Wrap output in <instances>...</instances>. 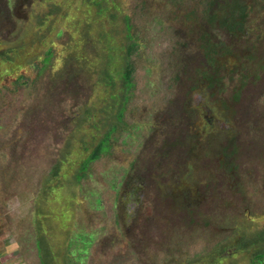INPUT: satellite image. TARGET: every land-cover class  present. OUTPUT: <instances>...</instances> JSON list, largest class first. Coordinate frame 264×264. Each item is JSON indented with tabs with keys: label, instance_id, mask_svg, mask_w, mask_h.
Returning a JSON list of instances; mask_svg holds the SVG:
<instances>
[{
	"label": "rangeland",
	"instance_id": "1",
	"mask_svg": "<svg viewBox=\"0 0 264 264\" xmlns=\"http://www.w3.org/2000/svg\"><path fill=\"white\" fill-rule=\"evenodd\" d=\"M17 1H0L8 9L2 38L18 35L12 34ZM179 1L119 2L115 36L124 39L122 16L135 12L133 31L146 38L142 54L134 57V97L122 123L115 120L118 129L111 135L108 152L80 181L76 176L82 161L108 132L117 110L101 113L102 107L115 104L110 88L77 77L51 89L48 79L53 75L44 71L40 77L35 70L30 73L35 83L17 87L5 68L9 64L0 60V207L6 209L16 196L22 202L5 210L11 219L3 214L0 223L22 263L40 264L39 228L53 250H72L71 258L78 264H189L195 257L198 264H251L255 248L261 249L262 242L240 248L242 235L226 227L221 217L226 211L233 223L244 218L242 227L249 234L264 229V6L250 14L245 37L231 39L223 30L212 31L217 41L235 45L236 53L229 55L233 64L221 58L229 68L218 75L224 78V88L216 94L223 106H216L211 101L218 89L204 84L191 89L195 84L188 72L206 64L196 44L195 27H187L190 35L183 29L182 15L195 2ZM38 3L39 11L41 7L59 11L45 24L53 28L47 43L36 49L43 54L54 42H62L55 29L64 30L61 15L77 0ZM110 13L99 17L108 26H112ZM177 13L181 19L175 23L171 17ZM172 48L190 63L188 74L178 82L172 80ZM242 65L249 68L246 75ZM96 93L104 100L98 105ZM87 108L91 116L77 121ZM190 136L192 144L187 142ZM202 139L211 144L200 148ZM235 149L238 152L231 158L239 166L231 171L222 164L229 159L225 152ZM50 185L55 187L46 192ZM43 192L49 194L42 201ZM181 192L195 206L191 215L178 208ZM214 214L211 221L205 220ZM69 230L67 242L64 234Z\"/></svg>",
	"mask_w": 264,
	"mask_h": 264
},
{
	"label": "trees",
	"instance_id": "2",
	"mask_svg": "<svg viewBox=\"0 0 264 264\" xmlns=\"http://www.w3.org/2000/svg\"><path fill=\"white\" fill-rule=\"evenodd\" d=\"M121 1L77 0L76 5L67 7L61 15L64 30L61 32L55 29V31H59L58 37L61 38L62 42L60 44L54 42L51 49L50 47L45 48L43 54L39 53V50L37 51L36 49L39 48L40 44L47 43V33L51 32L49 29L53 27L49 26L48 28L45 24L54 13H59L58 8L51 10L52 8L41 7L43 9L39 11L37 9L40 5L38 3L39 0L17 1L14 11L15 16H13L12 34L18 33V35L16 34L14 38H10L11 36L2 38L3 28L8 22V9L5 6H0V60L4 65L9 64L5 68L11 79H13L12 81L17 83V87L20 85L21 87H25L30 85V83H35V78H31L32 75L30 74L32 70H35L34 72L40 77L44 71H49L53 75L48 79V86L51 89L57 87L60 81L72 82L77 77H84L89 80L93 79V84L95 83L99 87H104V89L110 88V97L114 99L116 105L109 103L107 105L108 108L102 107L101 113H109V110L114 107L117 110L113 112V117L111 116L112 123L107 130L108 132L105 135L103 134L93 152L82 161L80 173L76 176L77 181L86 177L95 160L108 152L111 146V135L118 129L115 120L118 124L122 123L127 112V105L134 97L133 89L136 85V60L134 57L142 54L143 42L146 41V38L144 35L140 36L137 32L133 31L132 15L135 12L131 14L125 12L122 16L127 29L126 34L123 35L124 39L121 40L115 36L113 24L117 21L118 16H121L116 14V11L120 8L119 2ZM172 1L175 2L176 0ZM185 1L180 0L179 3L182 4ZM187 1L195 2V6L191 11L182 15V21H185L183 22V29L187 30L190 35L191 29H187V27H195V33L197 34L196 44L202 52L206 66L194 68L195 72L192 70L188 72L190 63L188 65L183 54L172 48L169 52V57L174 63L172 80L178 82L181 75L188 72L190 83L195 84L192 86V90L203 84L207 85L208 88H211L215 84L223 90L224 83H218L223 81L224 78H220L218 75L221 74L223 69L227 71L229 64H223L221 58H227L230 54L235 55V45L227 44L225 41H217L215 36H212V31L216 29L223 30L231 39L235 37L239 38V36L245 37L248 30L247 25L251 22V19H249L250 14L254 11L255 7L264 6V0ZM136 7L139 9L138 4ZM109 12H111V17L108 24H112V26H108L105 21H102L103 16L107 17ZM171 19L176 23V21H180L181 15L177 13ZM50 21L54 22L52 19ZM197 21H200V23H197ZM195 23L197 24L195 25ZM39 28L41 29L40 31ZM1 80L0 82H2ZM16 89L19 90L20 88ZM94 96L96 99L99 98L96 102V105H98L99 101L103 100V96L99 97L97 93ZM91 114L92 110L87 108L83 114L77 117V121L83 122ZM193 139L194 137L190 136L187 138V142L192 144ZM211 150L212 148H210ZM236 152H238L237 149L234 152H225V154L230 159L236 155ZM229 159L222 166L225 165L228 170L239 166L235 159H232L231 162ZM50 179L54 178H49L48 180ZM50 187L46 189L48 190L46 192H49L55 186L50 185ZM45 194L49 193L43 192L40 194L42 201L45 199ZM180 196L178 198V208L186 212L189 211L190 214L193 211L192 207L194 208L195 206L185 199L187 195L181 193ZM80 201L81 199L78 197L77 202ZM42 209L44 211L45 208ZM222 212L224 211L221 210L217 216ZM215 214L206 216L205 220L211 221L212 218H215ZM221 218H223L225 225H227L226 227L230 225L232 228L238 229L236 231H239L240 233L238 234L242 235L241 243H238V245L241 244L240 248H253L257 246L256 243L261 244L262 242L261 249L257 250L255 248L251 264H264V229L256 235L249 234L242 227L244 226L242 225L244 218L241 219V222L233 223V217H227L226 211ZM69 232L70 230L65 232V234L63 233L67 238H65L67 242L69 241ZM37 235L38 256L42 264H57L56 261L59 260L63 261V264H78L71 258L72 250L68 253L62 249H58V251L53 250L52 244L46 239L47 234L44 233L42 228H39V234L37 233ZM60 255L61 257L58 258ZM195 258V260H190L189 264H198L200 262L199 257Z\"/></svg>",
	"mask_w": 264,
	"mask_h": 264
},
{
	"label": "flooded vegetation",
	"instance_id": "3",
	"mask_svg": "<svg viewBox=\"0 0 264 264\" xmlns=\"http://www.w3.org/2000/svg\"><path fill=\"white\" fill-rule=\"evenodd\" d=\"M227 34V33H226ZM228 35V34H227ZM223 41H225V40H223ZM226 42V41H225ZM228 55V54H227ZM247 56V55H246ZM231 56H227V58H228V60L231 62V58H230ZM248 57V59H249V55L247 56ZM232 63V62H231ZM250 63V62H249ZM233 64V63H232ZM240 65V64H239ZM229 68V67H228ZM240 68H241V70L244 72V74L246 75L247 74V70L246 69H249L248 67H245V66H240ZM245 68V69H244ZM251 69V68H250ZM244 78H245V76H244ZM221 83H223V81H221V82H219L218 84H221ZM202 86V85H201ZM244 86V85H243ZM206 87L208 88V86L206 85ZM209 89H212V90H215V89H218V91H215L214 93H213V101H211V102H213L216 106L218 105V106H223L222 105V103H223V101L220 99V98H218L217 96L220 94L219 92H221V90H220V87L218 86V85H213L211 88H209ZM217 92H218V95H216L217 94ZM215 97V98H214ZM211 98V99H212ZM210 99V100H211ZM218 99H220V100H218ZM210 100H208L209 102H210ZM239 100V97H237V100L236 101H238ZM192 112V114H193V117L195 118V114H194V110L193 111H191ZM192 134V133H191ZM213 143V142H212ZM199 144V143H198ZM207 144H211V140H203L202 139V142L200 143V148H201V146H204V145H207ZM219 148V146L218 147H215L214 149H212V151L214 152L215 150H217ZM210 149V148H209ZM207 152H210V150L209 151H207ZM200 154H198V156H199ZM232 159V158H231ZM229 161L231 162L232 160H230L229 159ZM237 167H234L233 169H231V171H234L235 169H236ZM182 193V192H181ZM183 194V193H182ZM181 195V194H180ZM185 195V194H184ZM16 199V202H14V203H11V205H9V203H7V205H6V209H2L1 207H0V218L1 219H3L4 220V217H1V216H3V214H6V220H10L11 219V214L8 212V211H10L11 210V208H10V206H12V208L14 209V207L16 208L17 207V205L19 206V205H21L22 204V202L19 200V197L18 196H16L15 197ZM189 199L188 198V196H186L185 197V199ZM191 199V198H190ZM5 210H8V211H5ZM7 212V213H6ZM3 220H1V221H3ZM3 224H4V222H2ZM6 237V238H5ZM38 239V238H37ZM10 239L8 238V235H7V230H5V227L4 226H2V224L0 223V264H7V263H10V264H25L24 262L22 263V261L19 259V257L21 256L20 255V253H18L17 252V250H15V249H13L14 247V245H12L13 244V242H12V244H9L10 243ZM36 246H37V243H36ZM38 250V249H37ZM39 260H40V258H39ZM27 264V263H26ZM40 264H42V262H41V260H40Z\"/></svg>",
	"mask_w": 264,
	"mask_h": 264
}]
</instances>
